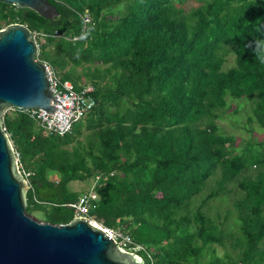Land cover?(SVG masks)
I'll list each match as a JSON object with an SVG mask.
<instances>
[{
  "label": "trees",
  "instance_id": "trees-1",
  "mask_svg": "<svg viewBox=\"0 0 264 264\" xmlns=\"http://www.w3.org/2000/svg\"><path fill=\"white\" fill-rule=\"evenodd\" d=\"M50 1L53 18L0 1V28L25 24L37 58L75 89L91 84L94 105L62 135L28 110L3 114L25 211L67 222L81 193L68 183L97 174L88 215L127 233L144 264H264V140L238 144L215 121L237 112L227 95H247L243 125L264 129V0Z\"/></svg>",
  "mask_w": 264,
  "mask_h": 264
},
{
  "label": "water",
  "instance_id": "water-1",
  "mask_svg": "<svg viewBox=\"0 0 264 264\" xmlns=\"http://www.w3.org/2000/svg\"><path fill=\"white\" fill-rule=\"evenodd\" d=\"M28 7L46 18L58 15L50 0H0ZM45 62L23 23L0 28V264H144L122 249L103 227L73 215L67 222L36 220L25 211L29 183L2 117L7 108L53 110Z\"/></svg>",
  "mask_w": 264,
  "mask_h": 264
},
{
  "label": "built area",
  "instance_id": "built-area-1",
  "mask_svg": "<svg viewBox=\"0 0 264 264\" xmlns=\"http://www.w3.org/2000/svg\"><path fill=\"white\" fill-rule=\"evenodd\" d=\"M82 20L86 22L88 18L83 17ZM45 72L51 89L52 97L50 103L53 105V110L49 112L34 108L24 110L29 111L30 116L43 128L44 132L62 135L69 132L73 122L84 116L94 105V98L91 95L93 87L87 83L78 89L73 88L69 80H60L55 74L54 69L46 62ZM13 109L20 108H7L4 113ZM25 175H27V172ZM97 178L98 175L96 174L94 181ZM94 181L88 190L81 192L75 201L68 203L73 209V215L87 217L90 222L103 227L122 249L134 252V249L138 248L139 245H134L131 248L127 247L130 242L127 233L104 227L100 222L96 223L92 216L88 215L89 207L94 206L93 201L96 199V194L92 190Z\"/></svg>",
  "mask_w": 264,
  "mask_h": 264
},
{
  "label": "rangeland",
  "instance_id": "rangeland-1",
  "mask_svg": "<svg viewBox=\"0 0 264 264\" xmlns=\"http://www.w3.org/2000/svg\"><path fill=\"white\" fill-rule=\"evenodd\" d=\"M196 4H197V0H186L182 4V6L185 9H188L189 7L196 5ZM115 7L120 8L121 5L118 4ZM117 8L114 9L113 14H116L115 10ZM33 39L35 40L34 36H33ZM232 63H233V55L230 53L227 55L226 62L223 64V67L232 65ZM64 69H67V65H65V64L63 66V70ZM80 70H81V67L76 66L74 68V70H71V71H72V74H80ZM54 72L57 75V72L56 71H54ZM79 77L81 80L85 81V77L83 75L82 76L79 75ZM227 101L231 102V109L233 107H238V109H237V112L235 114L231 113L230 110H228L227 112H223L220 117L215 119L216 123L220 126V129L225 133H234L236 136H239V138L237 140L238 144H242L246 139L253 140L251 137H253L256 140H264V129L262 127L261 128L257 127L255 125V122L247 123L246 126L243 125L247 122L246 121V115H247V113H249V109H250V105H251L252 100L249 99L247 95H241L239 97H231V96L227 95ZM6 113H10V112L7 111ZM263 146H264V144H263ZM48 177L49 178H55L54 174H52V173H50L48 175ZM68 185L70 186L71 189L78 191V192H82V191H86L89 188V186L91 185V182L88 180H84V181L75 180V181L69 182ZM229 195L233 196L232 193H230ZM222 197H224V199H222L223 202L228 206L230 199L226 195H222ZM209 202L216 204L217 197L213 198ZM220 207H222V206L220 205ZM219 212H220L219 218H220V220H222L224 222V226L226 228L236 227L232 223L230 217L228 219H224L223 209H221ZM28 214H29V216H31L32 218H34L36 220H42L40 217L47 215V214L50 215L51 210L49 209V206H47V205H37L34 207V212H30ZM94 221L96 223L99 222V221H96L95 219H94ZM114 230H119V229L114 228ZM215 251H216V254L218 256H222L223 251H224V247L217 244L215 246ZM207 256H208V254H205L204 258H207Z\"/></svg>",
  "mask_w": 264,
  "mask_h": 264
},
{
  "label": "clouds",
  "instance_id": "clouds-1",
  "mask_svg": "<svg viewBox=\"0 0 264 264\" xmlns=\"http://www.w3.org/2000/svg\"><path fill=\"white\" fill-rule=\"evenodd\" d=\"M32 36H33V34H32ZM45 62V61H44Z\"/></svg>",
  "mask_w": 264,
  "mask_h": 264
}]
</instances>
